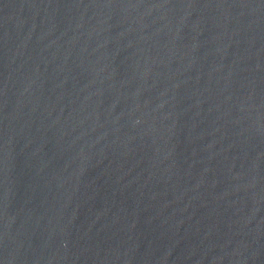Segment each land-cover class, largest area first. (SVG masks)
<instances>
[{
	"label": "water",
	"instance_id": "1",
	"mask_svg": "<svg viewBox=\"0 0 264 264\" xmlns=\"http://www.w3.org/2000/svg\"><path fill=\"white\" fill-rule=\"evenodd\" d=\"M0 264H264V0H0Z\"/></svg>",
	"mask_w": 264,
	"mask_h": 264
}]
</instances>
